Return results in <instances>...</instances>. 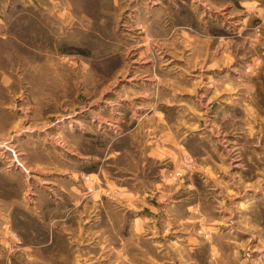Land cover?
<instances>
[{"label":"rangeland","instance_id":"1","mask_svg":"<svg viewBox=\"0 0 264 264\" xmlns=\"http://www.w3.org/2000/svg\"><path fill=\"white\" fill-rule=\"evenodd\" d=\"M2 205L0 264H264V0H0Z\"/></svg>","mask_w":264,"mask_h":264},{"label":"crops","instance_id":"2","mask_svg":"<svg viewBox=\"0 0 264 264\" xmlns=\"http://www.w3.org/2000/svg\"><path fill=\"white\" fill-rule=\"evenodd\" d=\"M155 187H156V190H155L154 194H156V196L160 200L165 201L164 204L167 205L166 209L171 208L172 206H176L175 204H179L180 200L176 199L177 197L174 198L175 200H170V199H172L171 196L169 197V189L171 187H169V186L165 187L163 184H157V185H155ZM67 189H69V191L68 190L63 191V193L65 194V196H63V198L65 200H63V198H61V200H59L56 203V204H60V206L58 208H56L57 212L54 211L55 208L53 207V215L57 214L55 218L56 219L59 218L65 222H69V220L77 221L79 219H82L81 217H78L77 215L73 214L72 210L73 209H81L82 216H84V210H85V212L87 213L86 215H88L89 209H90L89 208V201L86 200V198H84L83 196H81L80 192L78 190H76V188L74 186L68 187ZM112 189H114V191H116L118 193V195L115 198L113 197V200H110V201H113V203L110 202L109 205L107 204V201H109V200L103 199L102 195H97L95 193L96 195L94 194L92 196V202L93 203H97V201H99V203H102V205H105L107 207L106 210L104 211V216H105V212L107 210H109V211H113L114 215H116L119 218H124V217L126 218L129 215H131L132 218H137V215H141V213H142V212H140L142 210V207L144 205H146V207H147L148 202L151 201V200H149V201L146 200L147 194L145 193V191H144L145 189L143 187L142 188H139V187L138 188H133V187L127 188L126 186L114 184ZM140 189H142L143 191H141ZM188 189L191 190L189 187H188ZM71 191H72V193L76 192L77 195L79 193V197L76 196V198L73 197L74 198L73 199L71 197V195L69 194V192L71 193ZM139 203H141V205H139ZM19 205H20L19 208L21 211H19V214L18 213L14 214L17 221L22 219L23 214H24L23 205L21 203ZM165 205H163L162 208H165ZM1 207H2L1 211L3 210V211H5V213L2 214V218H0V219L2 221H7L6 215L10 216V218H11V214L14 212L12 211V209L8 205L5 207H3V205H2ZM6 207H8V208H6ZM186 209H187V213L184 217L190 218V216H191L190 211L192 209L190 206L187 207ZM95 211H98V210H95ZM144 211H145V213L142 214L143 217L145 218L144 221H146L148 223V220L150 219L151 223H153L155 221L154 219L156 218V216H154L153 213L151 212L152 209H151V211H148V210H144ZM92 216H94V217L89 218L90 217L89 216L86 218V223L88 225L87 228L90 227L91 221H92V223H94L96 213L94 212V214ZM159 217H161L160 214H159ZM197 222H198V220H197ZM133 223H135V221ZM195 223H196V221L194 220L193 224H195ZM4 228H6V227H4ZM2 232L6 233L7 231L4 230ZM55 233L59 234L60 237L64 236L66 239L68 238L59 229H56ZM184 235H185L184 239L186 241H188L187 245H188L189 252L195 251L196 248L200 245V243H199L200 240L197 241L195 234H189V235L184 234ZM119 240H120V238H119ZM196 241H197V243H196ZM92 247L93 246H91L89 244H84L82 252H86L88 254L90 251H92V249H91ZM67 249L70 251L69 254H71L73 257H76L78 255V251H76L75 247L73 249H70V248H67ZM121 249L124 250L123 248H121ZM104 259L105 258L103 257V259H101L98 263H94L95 261H92L91 263L92 264H103L105 262Z\"/></svg>","mask_w":264,"mask_h":264}]
</instances>
